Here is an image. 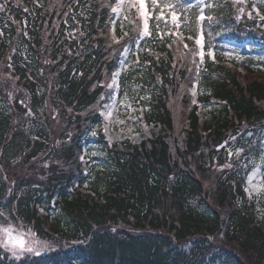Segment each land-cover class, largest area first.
I'll return each mask as SVG.
<instances>
[{"label": "trees", "instance_id": "16d2710c", "mask_svg": "<svg viewBox=\"0 0 264 264\" xmlns=\"http://www.w3.org/2000/svg\"><path fill=\"white\" fill-rule=\"evenodd\" d=\"M152 1L149 35L143 19L125 35L118 0H0V226L50 242L20 259L0 247V264H264V215L245 191L264 70L224 54L264 45V0H209L203 21L176 1L175 23ZM192 88L223 118L202 125ZM124 94L158 136L110 146L95 132Z\"/></svg>", "mask_w": 264, "mask_h": 264}, {"label": "rangeland", "instance_id": "374dc122", "mask_svg": "<svg viewBox=\"0 0 264 264\" xmlns=\"http://www.w3.org/2000/svg\"><path fill=\"white\" fill-rule=\"evenodd\" d=\"M176 1L183 6L182 8H179L180 11L185 12L186 10L191 11L198 9L200 13L204 15L205 7L208 6L207 1L209 0H163V2L155 0V4L152 1L151 6L160 3V12L165 14L169 13V15L172 16V13L175 12ZM147 3L149 5V0H144V9L141 11L139 10V4L136 3L135 0H118L117 5H120V7H117L116 5L114 8L116 11H114V13L116 20L122 23L121 27L124 34L127 32L128 26L134 23L135 20L144 19L142 12L147 13L148 15ZM175 14L176 16L178 15L176 12ZM177 21L181 22L178 16ZM201 45L200 47H202ZM224 54L228 59H237L240 62L253 61L255 68L264 70L263 44L253 42L237 44L235 42L228 41L226 42ZM125 61L124 65L126 63ZM242 71L244 72L245 70ZM249 78L251 79L253 77ZM190 93L194 103H196L199 107V118L202 125H210L211 123H215L217 120L223 118L224 113L221 109L222 106L214 99H211L209 103L200 101L195 88H192ZM125 96H127V100H125ZM109 104H112V107L108 109L111 111L112 115L107 120L101 116V124L99 127L96 126L95 132L101 129L104 132L110 146L123 142L140 144L146 137H156L161 133V127L146 120L145 108L138 100H135V98L132 99L130 95L124 94L123 96H115V104H113L112 99H110L105 102L99 111H104V106ZM58 125V129H61L62 124ZM105 127L108 129L107 133L105 132ZM99 153H102V148H98L95 144L92 146V151L91 147L86 151L85 155L89 157L92 167L95 165L97 166L99 162ZM251 164L253 165V169L247 176L245 191L247 189V196L256 202L258 211L261 213L260 215H264V140L262 144V154L255 159L252 158ZM83 191L84 193L93 194L88 183H85ZM11 225L14 227L13 224ZM25 239L34 238L26 235ZM1 248L8 252L11 256L9 251L3 247ZM30 255L32 254H25L23 257Z\"/></svg>", "mask_w": 264, "mask_h": 264}, {"label": "snow or ice", "instance_id": "6c2138e0", "mask_svg": "<svg viewBox=\"0 0 264 264\" xmlns=\"http://www.w3.org/2000/svg\"><path fill=\"white\" fill-rule=\"evenodd\" d=\"M136 3L139 4V10L144 9V0H135ZM153 3L155 4V0H153ZM117 7H120V5H117ZM0 11H4V6L0 5ZM113 11H116V9H113ZM241 12H243V9H240ZM144 19H143V34L144 35H149V25H148V15L147 13H143ZM249 17L251 18V14H249ZM161 17H157L159 20ZM171 19L173 23L177 21V16L175 12L172 13ZM199 19L203 21L205 19L204 15L201 14L199 16ZM209 20H211V17H208ZM239 19V17H237ZM260 19L264 21V15L260 16ZM159 25H157V28ZM127 35V34H125ZM112 39L119 43V41L116 39L115 35H113ZM139 43V42H137ZM197 45H201V40L197 39L196 40ZM128 49H125V52H127ZM210 56L212 55L211 52L208 53ZM199 55L201 57V62H203V58L205 53L203 51L199 52ZM119 73H115L113 76V84L116 83V76H118ZM111 86V85H110ZM103 99V96L101 97ZM125 100H127V96H125ZM113 104H115V97H112ZM112 107V104L105 105L104 106V111L100 112V115L103 116L106 120L112 115L110 109ZM107 127H105V132L107 133ZM93 135H95V132H93ZM83 160V157H81ZM247 191V189H246ZM0 215H3V213H0ZM15 233V234H14ZM28 237H34L35 233L29 231L28 233H24L23 231H20L16 228H14L11 224H9L7 227L0 226V247L5 248L7 251L11 253V256L19 259L23 257L25 254H35L39 255L44 249L50 247V242L49 241H41V240H36V239H25V236Z\"/></svg>", "mask_w": 264, "mask_h": 264}]
</instances>
